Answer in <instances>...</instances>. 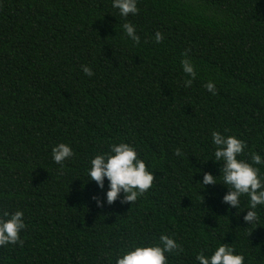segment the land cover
<instances>
[{
    "label": "trees",
    "instance_id": "1",
    "mask_svg": "<svg viewBox=\"0 0 264 264\" xmlns=\"http://www.w3.org/2000/svg\"><path fill=\"white\" fill-rule=\"evenodd\" d=\"M137 7L124 18L112 0H0V214L22 210L26 224L22 244L0 247V264H115L161 234L184 249L168 264H196L220 243L264 264V207L248 225L247 196L237 210L222 203L225 186L196 184L220 175L208 161L212 131L246 142L238 158L264 157V0ZM185 58L197 72L187 88ZM60 142L74 151L63 168L51 157ZM120 142L136 148L153 186L133 204L98 207L108 182L102 191L86 178L89 161Z\"/></svg>",
    "mask_w": 264,
    "mask_h": 264
},
{
    "label": "clouds",
    "instance_id": "2",
    "mask_svg": "<svg viewBox=\"0 0 264 264\" xmlns=\"http://www.w3.org/2000/svg\"><path fill=\"white\" fill-rule=\"evenodd\" d=\"M137 2L138 0H112V7L118 10L121 17L126 18L129 14L138 13ZM122 28L127 38L139 43L140 37L136 34V28L132 23L125 22ZM162 39L163 34L156 31L155 41L159 43ZM181 67L188 77L183 81L184 87H191L197 75L195 66L190 59L185 58L181 61ZM81 68L89 77L94 74L86 65H82ZM204 87L212 95L216 94L214 82L209 81ZM211 141L215 146L212 154L214 159L208 161L221 164L220 175L217 177L210 172H204L202 181L196 184L202 185L203 188L216 184L225 186L227 192L222 197V203L237 210L241 206V197L247 196V213L243 216V220L248 225L258 223L260 217L257 208L264 207V175H261L260 168L254 165H264V157L258 153H252L251 163L238 158L245 152L247 144L235 135H224L220 131H212ZM73 155L71 146L63 142L57 143L51 149L53 162L61 168ZM175 155H182L179 148L175 150ZM86 178L94 181L102 191H105V180H107L104 200L93 197L97 206L102 207L105 202L112 204L121 196V203L133 204L153 186L154 173L148 170L135 147L120 142L111 144L107 152L96 154L90 159ZM218 179L220 183L217 182ZM25 228L22 210L4 211L0 214V247L22 244L20 232ZM183 251L184 249L174 236L161 234L158 242L155 243H133L116 256L115 264H168V255ZM244 259V256L236 253L231 245L224 243L218 244L210 255L200 251L195 256L196 264H244Z\"/></svg>",
    "mask_w": 264,
    "mask_h": 264
}]
</instances>
